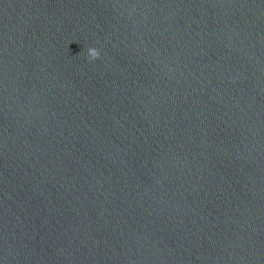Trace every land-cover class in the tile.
<instances>
[{"label":"clouds","instance_id":"clouds-1","mask_svg":"<svg viewBox=\"0 0 264 264\" xmlns=\"http://www.w3.org/2000/svg\"><path fill=\"white\" fill-rule=\"evenodd\" d=\"M87 55H88L89 61L91 62V61L97 60L100 56V53L96 48H89Z\"/></svg>","mask_w":264,"mask_h":264}]
</instances>
